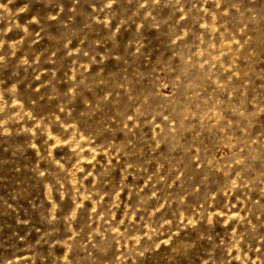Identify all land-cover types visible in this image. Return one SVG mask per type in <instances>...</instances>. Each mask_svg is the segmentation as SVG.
<instances>
[{
  "label": "rangeland",
  "instance_id": "rangeland-1",
  "mask_svg": "<svg viewBox=\"0 0 264 264\" xmlns=\"http://www.w3.org/2000/svg\"><path fill=\"white\" fill-rule=\"evenodd\" d=\"M0 264H264V0H0Z\"/></svg>",
  "mask_w": 264,
  "mask_h": 264
}]
</instances>
